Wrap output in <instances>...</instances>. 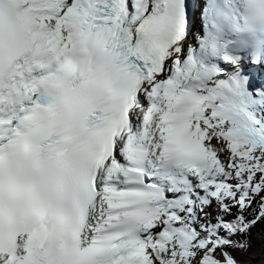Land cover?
Returning <instances> with one entry per match:
<instances>
[{
  "label": "snow or ice",
  "instance_id": "snow-or-ice-1",
  "mask_svg": "<svg viewBox=\"0 0 264 264\" xmlns=\"http://www.w3.org/2000/svg\"><path fill=\"white\" fill-rule=\"evenodd\" d=\"M257 228L264 0H0V264H244Z\"/></svg>",
  "mask_w": 264,
  "mask_h": 264
},
{
  "label": "rangeland",
  "instance_id": "rangeland-1",
  "mask_svg": "<svg viewBox=\"0 0 264 264\" xmlns=\"http://www.w3.org/2000/svg\"><path fill=\"white\" fill-rule=\"evenodd\" d=\"M254 242L255 245L254 247H252L251 251L247 254L242 255L240 259H242L246 263H251L254 258V264H261V260L264 259V256H262L261 236L255 237ZM255 249H258V251L253 252Z\"/></svg>",
  "mask_w": 264,
  "mask_h": 264
}]
</instances>
